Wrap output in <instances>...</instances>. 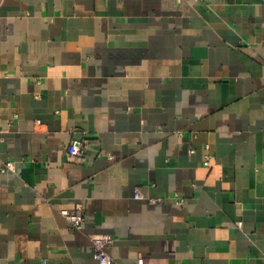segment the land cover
<instances>
[{"label":"crops","instance_id":"1","mask_svg":"<svg viewBox=\"0 0 264 264\" xmlns=\"http://www.w3.org/2000/svg\"><path fill=\"white\" fill-rule=\"evenodd\" d=\"M7 161L0 264H264V0H0Z\"/></svg>","mask_w":264,"mask_h":264},{"label":"built area","instance_id":"2","mask_svg":"<svg viewBox=\"0 0 264 264\" xmlns=\"http://www.w3.org/2000/svg\"><path fill=\"white\" fill-rule=\"evenodd\" d=\"M85 143L79 139H73L70 144L67 146V153L70 156L81 157L84 149ZM209 157H206L204 161L205 165H208ZM14 170V162L7 161L0 164V172L5 173ZM138 195H136L137 197ZM153 202V200H152ZM61 215L69 222L70 226L76 230L80 231L84 222V213L83 209L78 206L75 207L72 211L63 210L60 212ZM92 245V253L94 259L97 261V264H120L115 261L107 252V248L112 245L114 239L109 235H92L89 237ZM132 264H147L146 260L143 257H139Z\"/></svg>","mask_w":264,"mask_h":264}]
</instances>
